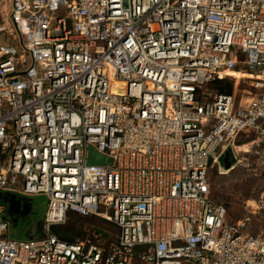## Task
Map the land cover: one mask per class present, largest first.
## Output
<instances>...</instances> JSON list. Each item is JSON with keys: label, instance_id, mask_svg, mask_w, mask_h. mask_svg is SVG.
Returning <instances> with one entry per match:
<instances>
[{"label": "built area", "instance_id": "obj_1", "mask_svg": "<svg viewBox=\"0 0 264 264\" xmlns=\"http://www.w3.org/2000/svg\"><path fill=\"white\" fill-rule=\"evenodd\" d=\"M8 17L0 191L46 205L29 239L0 211V264H264V237L246 231L258 210L229 222L208 178L264 132V0H9ZM235 71L252 74L245 99ZM223 78L231 94L203 91ZM68 211L115 237L58 239Z\"/></svg>", "mask_w": 264, "mask_h": 264}, {"label": "rangeland", "instance_id": "obj_2", "mask_svg": "<svg viewBox=\"0 0 264 264\" xmlns=\"http://www.w3.org/2000/svg\"><path fill=\"white\" fill-rule=\"evenodd\" d=\"M8 7L9 0H0V25L4 27L6 23H10L7 15ZM244 72L252 75L246 71L231 73L240 78L237 93L243 99L248 96L247 89H249L252 78L251 76L246 77ZM229 80H232V89ZM234 83V79H225L219 81L217 85L220 86V90L232 92ZM203 91L208 96L214 94L211 90L203 89ZM237 142H241V144L238 145ZM236 145L239 147L234 149L236 157L233 158L234 164L230 168L224 169L220 159L218 163L211 164L208 168L211 196L215 201L222 202L226 206V219L229 222L241 218L248 210L257 209L258 211L252 215L246 231L264 237V207L261 209L259 207L261 198L264 199V132H249L247 135H241L236 140ZM17 194H22L20 188H17ZM31 197L39 204L46 203L44 194L40 193ZM82 224L85 230L98 228L102 229V233L107 232L110 239L115 237V228L109 224H104L98 218H93V225L90 221ZM22 227L21 222L9 223L7 235L25 239L36 237L37 226L34 223L30 221L26 226L28 235L22 231Z\"/></svg>", "mask_w": 264, "mask_h": 264}, {"label": "trees", "instance_id": "obj_3", "mask_svg": "<svg viewBox=\"0 0 264 264\" xmlns=\"http://www.w3.org/2000/svg\"><path fill=\"white\" fill-rule=\"evenodd\" d=\"M227 80L231 78H223V79H215L203 86V89L211 90L213 93H225V94H231L232 92L230 91H225V90H220V86L217 85L219 81L221 80ZM232 80H229V83L231 85L232 89ZM238 145L241 144V142H237ZM232 157V155H229ZM221 160V158H220ZM222 161V160H221ZM46 205V203H45ZM226 207V206H225ZM227 211V209H226ZM93 218H98L101 222L104 224H109L115 228V233L117 231L116 227L111 223L108 222L107 220H104L100 217L94 216V215H80L76 212L73 211H68L66 215V220L62 224H56L52 226V232L57 236L58 239L66 242H73L76 238H84L87 235L91 234L92 232H97L102 235V237L106 240H112L113 238L110 239V236L107 232L102 233V229L94 228V229H87L83 228V222L90 221L91 224L93 225ZM81 223V224H79ZM42 224V221L40 222L39 226L37 229H40Z\"/></svg>", "mask_w": 264, "mask_h": 264}, {"label": "flooded vegetation", "instance_id": "obj_4", "mask_svg": "<svg viewBox=\"0 0 264 264\" xmlns=\"http://www.w3.org/2000/svg\"><path fill=\"white\" fill-rule=\"evenodd\" d=\"M0 192L1 217L7 224L21 222L23 224L22 231L26 232V235H28V231L25 228L30 221L37 227L39 226L43 220L45 204H39L31 196L7 193L6 191ZM28 203H31L29 207Z\"/></svg>", "mask_w": 264, "mask_h": 264}, {"label": "water", "instance_id": "obj_5", "mask_svg": "<svg viewBox=\"0 0 264 264\" xmlns=\"http://www.w3.org/2000/svg\"><path fill=\"white\" fill-rule=\"evenodd\" d=\"M123 90V89H119ZM229 150L226 149L223 151L222 155H221V160H222V165L224 167V169H228L230 168L233 164H234V159L233 157L229 156ZM105 160V156L101 153H98L97 151H95L92 146L88 147V156H87V163L88 164H102ZM110 160V159H108ZM7 193H11V192H7ZM1 195V192H0ZM29 205H31V203H28V207Z\"/></svg>", "mask_w": 264, "mask_h": 264}, {"label": "bare ground", "instance_id": "obj_6", "mask_svg": "<svg viewBox=\"0 0 264 264\" xmlns=\"http://www.w3.org/2000/svg\"><path fill=\"white\" fill-rule=\"evenodd\" d=\"M0 28H4V26L3 25H0ZM237 71H235V72H230V73H236ZM239 72H243V71H239ZM244 74H246V77H249V76H251L250 74H248V73H245L244 72ZM113 88H115V87H121L122 89H123V84L122 83H120V82H113ZM120 91H123V90H120ZM238 147L239 146H237L236 148L238 149ZM235 148V149H236ZM221 169V168H220Z\"/></svg>", "mask_w": 264, "mask_h": 264}, {"label": "crops", "instance_id": "obj_7", "mask_svg": "<svg viewBox=\"0 0 264 264\" xmlns=\"http://www.w3.org/2000/svg\"><path fill=\"white\" fill-rule=\"evenodd\" d=\"M8 11H9V7H8ZM8 11H7V15H8ZM1 24V23H0ZM6 25H9V23H6Z\"/></svg>", "mask_w": 264, "mask_h": 264}]
</instances>
